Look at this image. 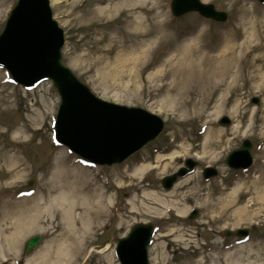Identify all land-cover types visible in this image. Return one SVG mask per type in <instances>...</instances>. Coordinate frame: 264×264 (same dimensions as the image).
<instances>
[{"label": "rangeland", "instance_id": "rangeland-1", "mask_svg": "<svg viewBox=\"0 0 264 264\" xmlns=\"http://www.w3.org/2000/svg\"><path fill=\"white\" fill-rule=\"evenodd\" d=\"M109 1L50 0L54 18L65 34L63 62L97 97L119 105L141 107L161 117L165 122L164 131L123 164L94 166L55 141L54 122L60 97L52 82L45 81L27 89L15 84L0 67V212L5 207L4 201L36 196L38 201H53L60 194L58 186H79L61 180L72 177L64 176L66 172L76 173L70 168L75 161L87 168L89 174L85 178L91 187H102L111 200L98 227L90 231L77 227L88 238L81 252L74 256L73 264H119L115 253L117 241L138 223H152L156 227L149 249L151 264H211L213 258L226 262V253L233 254L234 262L264 264V204L257 217L239 224H235L238 215L234 214L248 204V188L260 177V172L264 179V78L252 79L249 75L258 65V52L264 43V3L201 0L228 14V21L218 22L197 12L175 17L171 11L172 0ZM0 2L5 3L1 6L4 8V16L0 17L1 33L17 0ZM103 8L107 12H101ZM227 35L236 42L238 54V79L229 89L199 88L192 92L175 81L177 77L173 74L165 77L167 69L181 67L179 58H173L174 50L181 54L180 47L193 44L197 37L207 47H213ZM253 98L259 104L254 105ZM43 101L47 105L56 104L45 118L38 116L42 110L48 113ZM223 116L231 118V126L220 125ZM213 129L221 130L224 135L221 160L209 159L203 154L208 133ZM244 140L252 143L254 163L248 170L233 171L225 159ZM59 148L66 151L69 162L58 160L63 158ZM7 154H18L24 166L2 165ZM189 158L198 163L187 176L190 183L175 192L164 189L162 178L177 171ZM142 166H147L146 172L138 175L136 170ZM206 166L216 168L218 176L205 180ZM194 187L200 191L184 199V194ZM235 190V202L230 210L233 217L227 221L212 220L210 209L204 205L207 196L230 199ZM148 191L178 201V207L186 211L183 219L178 220L175 212L167 213L165 207L162 211H146L143 207L142 213L132 211L134 206L139 208L143 198L157 209L156 204L144 197ZM193 209L199 213L195 219L189 216ZM52 218L57 217L53 214ZM55 222L67 221L61 215ZM23 228L17 249L12 250L2 240L9 230L0 226V264H26L48 245L51 247L52 239L67 227L52 229L43 223L41 227ZM240 228L249 229L247 238L224 235L225 231ZM35 235H42L41 244L24 255L25 243Z\"/></svg>", "mask_w": 264, "mask_h": 264}, {"label": "water", "instance_id": "water-1", "mask_svg": "<svg viewBox=\"0 0 264 264\" xmlns=\"http://www.w3.org/2000/svg\"><path fill=\"white\" fill-rule=\"evenodd\" d=\"M264 2V0H260ZM175 16L191 11L220 21L227 19L225 12L216 11L211 4L200 0H172ZM64 31L53 18L50 0H19L12 10L5 29L0 35V65L15 81L30 87L44 80H52L61 96L56 119V138L84 159L99 165L124 162L131 155L154 140L163 130V120L142 108L128 107L104 101L95 96L62 60ZM255 102H258L255 100ZM221 124L229 125L224 117ZM251 143L228 156L226 163L233 169L248 168L252 164ZM190 169L196 163L187 162ZM163 180L170 188L179 175ZM216 175L207 168L206 177ZM198 214L194 211L192 217ZM240 230L238 235H245ZM153 236V225L139 223L127 237L118 241L116 252L121 264H150L148 246ZM42 239L31 238L25 254L32 251Z\"/></svg>", "mask_w": 264, "mask_h": 264}, {"label": "bare ground", "instance_id": "bare-ground-1", "mask_svg": "<svg viewBox=\"0 0 264 264\" xmlns=\"http://www.w3.org/2000/svg\"><path fill=\"white\" fill-rule=\"evenodd\" d=\"M109 2L112 1L110 0ZM132 3L136 5L135 1ZM3 4L5 3L0 2V17L4 16V8H1ZM105 9H100V11L107 12ZM193 42V44L181 46V54L180 52H176L178 50L173 51V58L174 56L179 58L181 67L177 70L167 69L164 74L165 77H170L173 74L175 78L177 77L175 81L184 84L185 89L192 92L199 88L216 89L225 87L229 89L238 79V72L236 70L238 62L236 42L230 35L221 38L213 47H207L200 37H197ZM258 54L260 55L257 58L258 65H255L253 70L249 71L252 79L259 76H262V79L264 78V74H262L264 70V43L260 46ZM43 102L44 105L48 106V113L42 110L38 112V116L45 118L54 111L56 104L50 102L47 105L45 101ZM219 112L220 110L217 113L219 114ZM208 135L209 137L207 136L208 138L202 149L203 154L209 159L221 160V150L225 144L222 131L213 129ZM59 152L60 154L63 153V158L58 157V160L65 163L69 162L66 151L63 148H59ZM2 165L19 167L24 166V163L18 154H7ZM70 165L72 166L70 168L76 170V173L72 175L66 172L64 176L72 177L61 178V180L62 182L66 181L65 183L71 181L70 183H75L79 186H75L74 184L70 186L68 184V188L64 185L58 186L60 194L53 198V201H38L39 196L26 200L4 201L5 207L0 212V226L9 230V234L6 238L3 237L2 240L6 241L12 250L17 249L16 245L23 233V227H41L43 223L48 225V227H53L52 229L67 227L62 230L63 233L56 235L52 239L51 247L48 245L49 248L43 249V251L28 260L26 264H61L62 262L63 264H73L75 261L74 256L78 252H81V248L85 245L84 243L88 238L86 234L81 235L77 227H86L90 231L92 227H98L106 215V206L111 198L106 196V192L102 191V187H91L89 181L86 179L89 174L86 167L78 165L75 161ZM146 169L147 166H142L136 170V173L138 175L144 174ZM259 176L255 183L248 188V195H250L248 204L234 212L235 215H238L235 224H239L253 216L257 217L262 211V204H264V179L261 172ZM189 183L190 179L186 177L184 180L176 183L173 191L175 192ZM59 184H61L60 181ZM198 188L194 187L186 192L184 199H190L196 195L200 191H198ZM234 193H236V190L232 193L230 199L222 196H207L204 205L210 209L212 220L216 221L224 218L227 221L233 217L230 210L235 202ZM144 197L148 198L151 204H156L157 209L153 206L150 207L143 198L139 203V208L134 206V210L132 211L142 213L143 208L146 211H160V209L162 211L163 207H165L167 213L175 212L179 217L177 218L178 220L183 219V214L186 211L178 207V201L167 200L156 191L145 192ZM171 197L174 198L175 196ZM28 204L31 205L26 207ZM53 214H55V218L63 215V219L67 222H55L57 218H52ZM62 223L63 225L61 226ZM80 223H82V226ZM108 247L107 249H109ZM232 255V253L225 254L226 262L213 258L211 264H243L240 260L236 262L232 261ZM196 264L205 263L197 262Z\"/></svg>", "mask_w": 264, "mask_h": 264}]
</instances>
